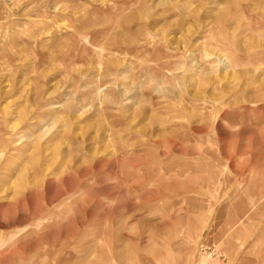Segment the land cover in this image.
<instances>
[{
    "label": "rangeland",
    "instance_id": "1",
    "mask_svg": "<svg viewBox=\"0 0 264 264\" xmlns=\"http://www.w3.org/2000/svg\"><path fill=\"white\" fill-rule=\"evenodd\" d=\"M0 264H264V0H0Z\"/></svg>",
    "mask_w": 264,
    "mask_h": 264
},
{
    "label": "bare ground",
    "instance_id": "2",
    "mask_svg": "<svg viewBox=\"0 0 264 264\" xmlns=\"http://www.w3.org/2000/svg\"><path fill=\"white\" fill-rule=\"evenodd\" d=\"M1 152V151H0Z\"/></svg>",
    "mask_w": 264,
    "mask_h": 264
}]
</instances>
